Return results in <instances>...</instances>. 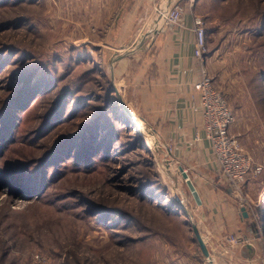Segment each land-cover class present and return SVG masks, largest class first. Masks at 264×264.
<instances>
[{"label": "rangeland", "instance_id": "rangeland-1", "mask_svg": "<svg viewBox=\"0 0 264 264\" xmlns=\"http://www.w3.org/2000/svg\"><path fill=\"white\" fill-rule=\"evenodd\" d=\"M105 1L0 0V264H264V0H180L252 159L241 190L133 111L112 49L122 12Z\"/></svg>", "mask_w": 264, "mask_h": 264}, {"label": "crops", "instance_id": "crops-1", "mask_svg": "<svg viewBox=\"0 0 264 264\" xmlns=\"http://www.w3.org/2000/svg\"><path fill=\"white\" fill-rule=\"evenodd\" d=\"M171 1L107 0L108 8L122 12L112 45L114 54L120 58L115 70L126 83L133 111L176 146L178 158L190 160L202 155L206 165L211 164L208 165L211 172L213 169L220 171L211 144L205 137L203 109L195 89L202 65L195 56L194 20L185 17L182 25L171 27H163L162 20L158 21L157 6ZM105 2L97 0V7L100 3L105 6ZM145 17H150L155 38L140 42L138 36ZM214 194V191L205 196L202 194V203L211 214L206 217L205 224L224 227V218L211 212L216 209ZM213 237L220 239L222 236Z\"/></svg>", "mask_w": 264, "mask_h": 264}, {"label": "built area", "instance_id": "built-area-1", "mask_svg": "<svg viewBox=\"0 0 264 264\" xmlns=\"http://www.w3.org/2000/svg\"><path fill=\"white\" fill-rule=\"evenodd\" d=\"M156 12L163 21V27L182 25L184 22L185 10L180 0H172L165 6L158 5ZM194 25L195 56L202 65L201 76L195 83V89L203 109L205 137L211 144L223 178L231 186L241 190L247 176L253 171L252 159L238 138L230 133V127L235 120L233 111L224 94L214 86L213 79L205 67L207 42L203 19L195 18ZM260 170L261 168L258 169Z\"/></svg>", "mask_w": 264, "mask_h": 264}, {"label": "water", "instance_id": "water-1", "mask_svg": "<svg viewBox=\"0 0 264 264\" xmlns=\"http://www.w3.org/2000/svg\"><path fill=\"white\" fill-rule=\"evenodd\" d=\"M120 59V58H118ZM122 105H123V108L125 109V111L127 112V114L129 115V117L134 121V120H137V116L134 114V112H132V110L129 108L128 105H126L123 101H122ZM181 171H182V174H183V177L186 179L187 181V184L197 202V204L201 205L202 204V199H201V196L196 188V186L194 185L193 181L190 179L188 173L181 167ZM245 215L246 212H245ZM190 217V222H191V227H192V231L194 232V235H195V238L197 240V242L199 243V246L201 248V250L203 251L204 255L207 257V258H210L211 257V252L200 232V229L198 227V225L196 224V222L194 221L193 217L191 215H189Z\"/></svg>", "mask_w": 264, "mask_h": 264}]
</instances>
